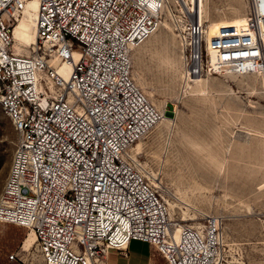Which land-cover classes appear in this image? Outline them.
Instances as JSON below:
<instances>
[{
	"label": "built area",
	"instance_id": "obj_1",
	"mask_svg": "<svg viewBox=\"0 0 264 264\" xmlns=\"http://www.w3.org/2000/svg\"><path fill=\"white\" fill-rule=\"evenodd\" d=\"M30 1L0 0V107L17 135L0 223L34 231L45 264H104L109 247L132 240L168 264H224L222 218L176 237L165 199L130 155L162 117L132 77L131 54L157 30L164 1L37 0V42L20 54L13 27ZM246 2L245 21L210 40L195 13L181 14L188 75L264 78V0Z\"/></svg>",
	"mask_w": 264,
	"mask_h": 264
},
{
	"label": "rangeland",
	"instance_id": "obj_2",
	"mask_svg": "<svg viewBox=\"0 0 264 264\" xmlns=\"http://www.w3.org/2000/svg\"><path fill=\"white\" fill-rule=\"evenodd\" d=\"M200 1L195 2L196 13ZM206 3L203 21L209 40L220 25L246 17V0ZM169 7L162 19L169 29L160 28L132 52L133 77L163 117L135 146L137 157L173 221L195 226L207 215L222 218L224 264H264L263 77L208 72L188 78L178 36L181 8L175 2ZM32 47L15 41L14 49L29 54ZM16 138L12 120L0 107V192ZM228 146L234 148V158L226 157ZM230 169L234 174L228 177ZM12 253H17L16 263L45 264L33 231L0 223V264H9ZM130 253L134 264H149L150 254L153 264H168L155 247L150 252V245L139 240L131 241ZM104 264H110L108 253Z\"/></svg>",
	"mask_w": 264,
	"mask_h": 264
},
{
	"label": "bare ground",
	"instance_id": "obj_3",
	"mask_svg": "<svg viewBox=\"0 0 264 264\" xmlns=\"http://www.w3.org/2000/svg\"><path fill=\"white\" fill-rule=\"evenodd\" d=\"M164 3H165V8L162 12V17H161V20H160V24L157 28V30L151 34V36L145 40L143 43L141 44H144L146 41H148L153 35H155V33L161 28V29H169V27L167 26L166 23H164L162 21L163 19V15H164V12L165 10L167 9V7L169 8V12L170 11V7H169V4L175 2L177 4V6H179L181 9V14L182 13H187V12H193L195 13L196 15V20L197 21H200L201 24L204 25V21H203V13L205 11V7H206V2L207 0H201L200 1V5L197 6V8H200V10L196 13L195 11V2L193 0H163ZM193 1V2H192ZM247 5V4H246ZM203 8H204V11H203ZM37 10H38V1L37 0H31L26 9L19 14L17 20H16V23H14V27H13V49L15 48V41H16V46L22 44V45H26V46H30V45H33L36 44L37 42V27H36V18H37ZM179 18V24H182L181 27H180V30L182 31V33L178 34V36H180V42L181 44H184V47H185V37L184 35L186 33H184L183 31H185L187 29V25L188 23L185 22L183 16H180L178 17ZM245 18L246 17H242L240 20L236 21V23H242L245 21ZM175 20V19H174ZM208 20V19H207ZM208 22V21H207ZM140 44V45H141ZM138 45V46H140ZM138 46H135L133 47V51H135ZM33 48V47H32ZM15 50V49H14ZM16 52V51H15ZM18 53V52H17ZM32 53V51L30 52ZM131 58H132V54H131ZM184 62H185V58H184ZM185 65V64H184ZM70 64L68 62H65V63H60L59 66L57 67L59 69V71L62 73V75H65L67 76L68 75V70L70 69ZM186 69V68H185ZM223 73H227V74H232V75H240V74H237L233 71H229L228 69L226 71H222ZM132 77H133V70H132ZM186 73H187V69H186ZM205 74H202V75H195V76H191V75H188L187 74V77H193V79L195 77H199V76H204ZM249 75H260L263 77V75L258 72V71H255V72H252V73H249ZM243 76H247V75H243ZM134 78V77H133ZM135 80V79H134ZM263 81H264V78H263ZM136 82V81H135ZM162 118L160 119V121L152 128V130L162 121ZM151 130V131H152ZM147 136V135H146ZM145 136V137H146ZM145 137L141 138L139 141H137L131 148V152H130V155L131 157L136 161L138 162L140 165V169L141 171L144 173V175L147 177V175L145 174V168H144V165L141 163V161H139L138 159V155H140V149H135V146L142 140L144 139ZM149 180V179H148ZM151 183V182H150ZM168 206V205H167ZM168 214H169V221H170V224H172V226L174 227V230L173 232L175 233V236H179V233L180 231L182 230L183 226L186 225H181L180 223H178V221H173V219H171V215H170V211H169V207H168ZM206 218H208L209 216H205ZM202 224V223H201ZM32 231V230H31ZM224 231V230H223ZM34 232V231H33ZM37 240V239H36ZM225 238H224V232H223V242H224ZM37 245H38V249L40 251V253L42 254L41 252V248H40V244L39 242L37 241ZM108 258L111 254V252L113 251H116L120 254H125L127 253L128 251V246L127 245H124L122 246L121 248H112V247H109L108 250Z\"/></svg>",
	"mask_w": 264,
	"mask_h": 264
},
{
	"label": "crops",
	"instance_id": "obj_4",
	"mask_svg": "<svg viewBox=\"0 0 264 264\" xmlns=\"http://www.w3.org/2000/svg\"><path fill=\"white\" fill-rule=\"evenodd\" d=\"M245 7V6H244ZM232 14V13H231ZM242 16V15H241ZM241 16H239V17H241ZM242 18V17H241ZM240 18V19H241ZM239 19V20H240ZM238 21V20H237ZM231 139V141H233L234 139H236V138H234V137H232V138H230ZM235 142H236V140H234V144H235ZM236 145V144H235ZM236 147V146H235ZM238 147V146H237ZM203 148V147H202ZM238 149V151H241V147H238L237 148ZM205 149L203 148V151H204ZM232 151L234 152V148L232 149V148H230L229 146L227 147V149H226V157H230V155L232 154ZM230 153V154H229ZM263 153V156H261V158H262V160L264 161V150H261V154ZM231 157L232 158H234V154L233 155H231ZM264 166V165H263ZM232 169H230L229 170V172L227 171V176L228 177H230V175L231 174H234V172L232 173V172H230ZM254 173H256V171H254ZM263 185H262V187H264V182L262 183ZM146 243V242H145ZM149 244V243H148ZM150 245V244H149ZM151 247H153L152 245H150V252H151ZM130 251H131V243H130V245H129V247H128V251H127V253H125V254H120V253H118V252H116V251H113V252H111V254H110V256H109V261H110V264H134V262H133V258H132V256H131V253H130ZM151 256L149 257V264H153V258H152V254H150ZM153 256H154V254H153Z\"/></svg>",
	"mask_w": 264,
	"mask_h": 264
},
{
	"label": "trees",
	"instance_id": "obj_5",
	"mask_svg": "<svg viewBox=\"0 0 264 264\" xmlns=\"http://www.w3.org/2000/svg\"><path fill=\"white\" fill-rule=\"evenodd\" d=\"M12 136H13V135L11 134V138H12ZM7 260H8V262H9V264H19V263H16L14 260H10V261H9V258H7Z\"/></svg>",
	"mask_w": 264,
	"mask_h": 264
}]
</instances>
